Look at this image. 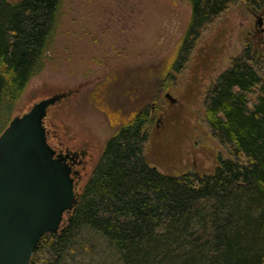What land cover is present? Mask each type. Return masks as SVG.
<instances>
[{"label":"trees","instance_id":"16d2710c","mask_svg":"<svg viewBox=\"0 0 264 264\" xmlns=\"http://www.w3.org/2000/svg\"><path fill=\"white\" fill-rule=\"evenodd\" d=\"M189 1L190 19L168 64L175 72L223 11L237 3L252 13L264 8V0ZM61 4L0 0V133L44 68ZM204 103L211 131L231 157L211 173L168 174L150 165L145 146L154 113L145 104L106 141L66 232H45L30 264H264V52L246 45Z\"/></svg>","mask_w":264,"mask_h":264},{"label":"rangeland","instance_id":"374dc122","mask_svg":"<svg viewBox=\"0 0 264 264\" xmlns=\"http://www.w3.org/2000/svg\"><path fill=\"white\" fill-rule=\"evenodd\" d=\"M190 13L189 0H62L44 68L30 79L10 116L67 93L50 108L48 121L63 142L87 143L94 154L80 192L106 141L145 104L154 113L145 146L150 165L168 174L211 173L220 158L231 157L206 121L205 95L246 45L264 52V23L256 29L259 15L242 3L231 6L175 72L168 64ZM163 77L167 88L160 90ZM106 255L114 260L110 250Z\"/></svg>","mask_w":264,"mask_h":264},{"label":"water","instance_id":"95a60500","mask_svg":"<svg viewBox=\"0 0 264 264\" xmlns=\"http://www.w3.org/2000/svg\"><path fill=\"white\" fill-rule=\"evenodd\" d=\"M64 95L35 101L0 133V264H30L45 232H66L78 202L71 168L47 141L44 125L48 108ZM165 97L174 100L169 92Z\"/></svg>","mask_w":264,"mask_h":264},{"label":"flooded vegetation","instance_id":"af4514ba","mask_svg":"<svg viewBox=\"0 0 264 264\" xmlns=\"http://www.w3.org/2000/svg\"><path fill=\"white\" fill-rule=\"evenodd\" d=\"M253 14L255 16L261 14V16L264 18V8L260 9V11L258 12H253ZM259 26L260 25L256 26L255 24L256 29H258ZM66 96L67 93H65V95L61 97L57 102L61 101ZM57 102H55L54 104H56ZM53 105L48 108L47 115L44 118L47 141L55 149L56 154L63 158V160L70 166L71 176L74 178L75 191L80 195L81 184L85 176L87 175L88 170L94 162V154L92 151H90L87 143L77 142L74 145H70L60 139L57 130L53 128L51 122L48 121L49 110ZM99 159L96 161L95 166L97 165Z\"/></svg>","mask_w":264,"mask_h":264}]
</instances>
